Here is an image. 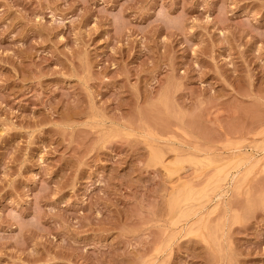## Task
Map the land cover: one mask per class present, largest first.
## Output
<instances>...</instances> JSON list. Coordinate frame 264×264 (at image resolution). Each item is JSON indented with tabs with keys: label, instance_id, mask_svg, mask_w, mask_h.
Wrapping results in <instances>:
<instances>
[{
	"label": "rangeland",
	"instance_id": "rangeland-1",
	"mask_svg": "<svg viewBox=\"0 0 264 264\" xmlns=\"http://www.w3.org/2000/svg\"><path fill=\"white\" fill-rule=\"evenodd\" d=\"M0 264H264V0H0Z\"/></svg>",
	"mask_w": 264,
	"mask_h": 264
}]
</instances>
